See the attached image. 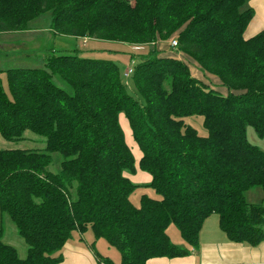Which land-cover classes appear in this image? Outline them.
Here are the masks:
<instances>
[{"label":"trees","instance_id":"obj_1","mask_svg":"<svg viewBox=\"0 0 264 264\" xmlns=\"http://www.w3.org/2000/svg\"><path fill=\"white\" fill-rule=\"evenodd\" d=\"M246 2L0 0V35L47 25L53 36L149 48L137 62L131 55L127 85L116 63L77 48L47 49L41 66L5 70L0 137L20 142L28 132L44 147L0 150V218L27 247L20 259L0 225V264H61L73 232L87 229L119 252L121 264L183 257L169 225L197 250L213 214L230 242H264V203L245 200L252 189L264 193V152L246 138V127L264 136V30L244 38L253 17ZM165 42L173 55L163 53ZM178 54L220 87L192 76ZM121 114L141 154L138 169L151 178L145 186L160 200H129L136 186L124 174L136 163ZM191 116L203 119L205 137L184 124Z\"/></svg>","mask_w":264,"mask_h":264},{"label":"rangeland","instance_id":"obj_2","mask_svg":"<svg viewBox=\"0 0 264 264\" xmlns=\"http://www.w3.org/2000/svg\"><path fill=\"white\" fill-rule=\"evenodd\" d=\"M41 19V18H40ZM47 19V18H46ZM34 25V24H33ZM35 26L41 27L43 26L42 22H36ZM45 26V25H44ZM34 27V26H33ZM47 28V25L45 26ZM41 27L40 29H33L27 33L22 34H1L0 35V79L2 80V86L6 93V77H5V70L9 69L10 67H19V68H36L41 66L43 57L46 56V50L54 48L56 50H74L73 48H77V50H86L90 51V53H95L96 56H103L104 58L110 59L112 62L116 63L118 66L122 82L130 84V75L127 77H123V74L132 67L131 62V55L134 56L135 62L139 60L137 55L146 54L149 50L148 47H141L140 51H133L132 47L125 44H119L114 42H104V41H92L87 39H77V38H69V37H60V36H53L50 34L48 29ZM173 42V41H172ZM171 42V43H172ZM169 42H165L162 50L163 53H173L171 51H166ZM172 46V44H171ZM176 46V45H175ZM172 46V47H175ZM11 49L15 51L13 53L10 52ZM104 50V51H102ZM113 51L109 52V51ZM39 54L40 57L35 59L36 54ZM8 55L10 58H8ZM33 56V58L29 61L28 59ZM91 56V55H89ZM179 59L187 65L190 69V74L194 76L198 80H203L202 82L206 85H210V87H220L219 82L212 76L201 74L198 66L189 58L178 54ZM96 58V57H91ZM206 82V83H205ZM126 91L129 94L135 96L134 89L130 87H126ZM224 92V90H221ZM139 100L137 97H135ZM120 118V125L122 127L125 141L128 143L131 141L135 150L133 157L134 160L137 159L136 157L139 154V150L137 146L134 144L133 140L131 139V134L129 133V127L127 128L126 120L123 115ZM184 124L193 128L200 137L206 136V131L203 128V119L200 116H191L183 119ZM126 125V126H125ZM25 136H32L28 137L27 140H23L20 142H7L3 138L0 137V150H42L44 147V141L42 138L33 136L30 133H25ZM30 138V139H29ZM246 138L248 143L257 147L260 151L264 152V136L258 137L252 130L251 127H246ZM37 141V142H36ZM128 146V145H127ZM131 147V144H129ZM128 146V147H129ZM129 147V148H130ZM132 149V148H131ZM130 149V150H131ZM142 195H146L147 197L155 200H160V196L155 193V191L147 186H139L135 187L133 191L129 195V200L133 206L139 205V200ZM245 200L248 203L253 204H260L264 203V193L261 192L260 189H252L245 194ZM0 225L3 229V237L2 242L12 246L17 250L18 257L23 259L26 256V245L24 244L23 240L17 235L15 227L13 224L8 220L6 216L0 218ZM173 231L175 237L178 238V231L173 225H169L167 228L166 234H169L170 240L173 241V235L171 232ZM168 236V235H167ZM98 244L96 246V253L102 257L106 258L111 264H121L120 254L119 252L107 245V243L99 239Z\"/></svg>","mask_w":264,"mask_h":264},{"label":"crops","instance_id":"obj_3","mask_svg":"<svg viewBox=\"0 0 264 264\" xmlns=\"http://www.w3.org/2000/svg\"><path fill=\"white\" fill-rule=\"evenodd\" d=\"M246 7L253 11L252 20L244 33V38L248 39L264 30V0H247ZM121 115L119 116V121L120 118H122ZM126 144L128 146L131 144V147H129L130 149L132 148L131 152L134 153L133 150H135V148L131 141ZM140 156L141 154L139 151L136 157L137 159H135V173L124 174V176L136 187L148 185L151 181L147 173L138 169L137 163ZM170 232L171 235L174 236V238H172L173 241H170L179 248L186 250L187 254L183 257L171 259H151L146 264H264V242L255 247L230 242L226 235L220 230L218 216L215 214L210 215L203 222L198 234L197 250L191 249L181 239L179 234L177 238L173 231ZM167 235L170 239L171 236H169V234ZM98 241L100 240L95 239L89 229L83 233L74 231L71 239L60 252L62 256L61 264H96V256L98 254L95 249Z\"/></svg>","mask_w":264,"mask_h":264},{"label":"built area","instance_id":"obj_4","mask_svg":"<svg viewBox=\"0 0 264 264\" xmlns=\"http://www.w3.org/2000/svg\"><path fill=\"white\" fill-rule=\"evenodd\" d=\"M171 44H172V46H175L176 45L175 41H173Z\"/></svg>","mask_w":264,"mask_h":264}]
</instances>
